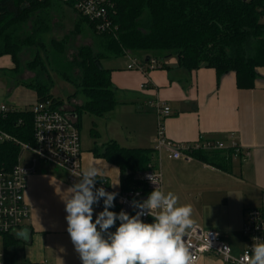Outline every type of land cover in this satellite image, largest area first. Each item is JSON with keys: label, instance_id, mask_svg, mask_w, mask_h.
<instances>
[{"label": "trees", "instance_id": "obj_1", "mask_svg": "<svg viewBox=\"0 0 264 264\" xmlns=\"http://www.w3.org/2000/svg\"><path fill=\"white\" fill-rule=\"evenodd\" d=\"M75 2L0 0V57L10 55L14 65L8 70L0 69V76L10 74L17 79L26 69L33 77L17 79V85L35 91L37 101L53 99L58 105L64 103L51 94L54 85L51 71L70 81L77 91L74 98L81 96L74 106L78 125L82 113L102 117L118 105L111 69L102 65V59L137 51L145 54L141 57L149 62L150 58H164L159 56L161 52L164 56L173 54L187 71L211 67L219 78L235 72L237 86L244 89L255 86L257 70L264 68V0H112L115 10L111 18L117 27L114 33L97 32L95 23L76 10ZM60 4L76 12L75 34L87 29L94 35V44L80 45L72 62L66 59L69 37H50L55 13L61 12ZM24 51L31 56L25 65ZM0 131L33 144L31 109H15L5 117L0 116ZM21 151L14 141L0 140V166L11 170ZM93 153L118 167L120 191L151 192L137 176L157 167L155 148H128L110 140L103 148L96 146ZM194 156L223 172L230 171L234 158L231 151H199ZM114 205L109 210L119 213L115 200ZM23 229L27 230V239L19 238L17 233L4 234V264H40L22 261L23 247L32 242L30 227Z\"/></svg>", "mask_w": 264, "mask_h": 264}, {"label": "crops", "instance_id": "obj_2", "mask_svg": "<svg viewBox=\"0 0 264 264\" xmlns=\"http://www.w3.org/2000/svg\"><path fill=\"white\" fill-rule=\"evenodd\" d=\"M128 53L125 55L129 60L108 61L105 67L111 69L110 76L119 102L105 116H95L93 123L100 128L94 130L98 135L93 147L83 149V170L93 165L102 169V176L108 179L111 188L120 190L118 167L95 156L93 150L96 146L103 148L110 140L128 148H155L158 117L153 103L160 102L170 107L164 131L166 137L175 143L222 139L233 134L243 148L251 151L250 167L256 172L255 182L259 185L256 189L260 192L259 188H262L264 193V68L257 70L255 86L244 89L237 86L235 72L219 78L211 67L187 71L172 56L160 58L161 66L157 68L149 69L147 65L145 70L130 69L128 66L134 58ZM12 67L10 55L0 57L1 70ZM19 76L17 79L22 80ZM7 77L11 79L8 84L0 77V105L24 110L27 102L22 96L31 89L17 85V79L12 75ZM3 96L8 102L2 101ZM33 99L29 102L31 106L37 102L36 92ZM169 154L163 149L157 151L156 156V160H160L164 192L176 194L179 204L184 194H188L202 205L221 208L220 214L207 223L206 229L217 230L223 240L225 236L241 231L246 210L264 204L252 207L253 202L257 203L255 198L239 195L233 187L226 185L230 178L237 180L233 171H220L198 158L174 159ZM21 155V163L32 167L34 157L24 162ZM72 185L63 170L46 163H38L36 172L28 176L25 201L30 207L27 227L32 230V242L23 258L40 264H82L66 230L67 213L63 199L70 195L68 189ZM186 190L188 192L182 195ZM201 258L198 264H226L215 254Z\"/></svg>", "mask_w": 264, "mask_h": 264}, {"label": "built area", "instance_id": "obj_3", "mask_svg": "<svg viewBox=\"0 0 264 264\" xmlns=\"http://www.w3.org/2000/svg\"><path fill=\"white\" fill-rule=\"evenodd\" d=\"M75 7L84 17L95 23L97 32H115L117 27L111 18V12L115 10L112 0H76ZM262 21L264 22V16ZM131 61L132 63L128 66L130 69L145 70L147 65L149 69L161 66L160 60L155 58H150L149 62L138 58ZM153 105L158 117L154 143L156 151L161 152L166 149L170 152V157L187 160L195 159L194 154L199 151H231L235 158L243 160L251 158V151L243 148L233 134L222 139H200L196 143H175L169 140L164 131V121L170 113V107L160 102H154ZM30 109L34 121L35 140L33 144L23 143L14 136L0 131V140H12L19 144L21 153L28 150L35 156L32 159V167L22 164L20 157L11 170L0 166V246L3 250L0 253V264H4L5 259L4 234L18 233L28 225L30 207L25 201V190L28 176L36 172L38 163H46L63 170L71 184L79 182V177L74 174L83 171V148H81V134L76 114L64 104L58 105L53 99L38 100ZM14 110L15 108L11 106L1 104L0 116L5 117ZM154 173L160 180L163 190V174L158 167L138 173L137 179L146 182L149 190L153 191L158 185L151 183L147 177ZM99 187H103L108 192L118 193L115 201L119 205L120 211L123 209L133 215L139 211L138 208L133 207V201L142 202L148 197V194L142 189L122 192L111 188L105 176H102V180L97 179L96 188ZM103 199H100L99 205H93V220H95V214L103 210ZM245 214V223L242 228L246 246L238 257L232 256L230 243L223 240L217 230L205 229L201 226L189 229L188 236H185L184 239L193 257L192 264H198L204 255L213 254L221 257L226 264H249L252 238L257 237L264 240V204L246 210ZM142 220L147 223L153 222V218L149 215L142 216ZM110 231L113 232V228ZM42 264L50 263L43 262Z\"/></svg>", "mask_w": 264, "mask_h": 264}, {"label": "clouds", "instance_id": "obj_4", "mask_svg": "<svg viewBox=\"0 0 264 264\" xmlns=\"http://www.w3.org/2000/svg\"><path fill=\"white\" fill-rule=\"evenodd\" d=\"M103 170L89 166L79 174L63 199L67 232L82 264H192L193 257L185 236L193 227L191 205L179 204L176 194L165 193L155 173L147 177L158 185L142 202L133 201L139 211L129 215L123 209L110 211L118 193L96 188L97 179L102 180ZM103 199V210L95 214L93 205ZM149 215L153 222L147 223L142 216ZM119 221V226L116 222ZM115 228L112 232L110 229ZM27 239V230L17 233ZM249 264H264V240L253 237Z\"/></svg>", "mask_w": 264, "mask_h": 264}, {"label": "rangeland", "instance_id": "obj_5", "mask_svg": "<svg viewBox=\"0 0 264 264\" xmlns=\"http://www.w3.org/2000/svg\"><path fill=\"white\" fill-rule=\"evenodd\" d=\"M61 12L60 13H55L54 17V23H53V29L50 33V37H56L57 39H63L64 36L69 37V41L67 42V47H66V59L69 61H74L75 58H77V53L80 45L86 44V45H93L94 44V35L89 32V30H83L78 34L74 33V28H75V23H76V18L77 14L74 12V10L70 6H66L65 4L59 5ZM48 37V39L50 38ZM129 55L132 56V58H140L141 56H144L145 54L139 53V52H130L128 53ZM161 54V55H160ZM164 53H159L160 57H164ZM172 57H176L175 55H171ZM170 56V57H171ZM31 59V56L29 53L24 51V54L22 55V64L25 65L24 63ZM128 57L122 56L118 58H111V59H102V65L104 67L108 66V61H116V62H122V60H127ZM129 60V59H128ZM52 78H54V85L51 89V94H53L55 97L61 99L64 103V105H67V108L71 111H74V106L75 104L79 103V99L81 96H78L77 98H74V94L77 92L76 87L73 83H71L68 80H64L61 77H59L54 71H51ZM78 74V72L76 73ZM0 77H3L4 82L6 84L11 81V79H8V77L4 74H2ZM20 79H28L33 77V73L29 72L28 70H23V73L20 74ZM23 98H25L27 104L24 105L25 108H30L31 104L29 102H32L33 96L35 95V92L32 90H28L24 92ZM8 98L3 96L2 101L3 102H8ZM96 119L95 116L84 112L82 113L80 117V125H79V131L81 134V148L84 150H87L91 146L93 147V144L95 140H97V135L94 130L99 129V127H95L93 121ZM97 129V130H98ZM102 130V127H101ZM22 159L24 162L29 161V159H32L34 154H32L30 151L25 150L22 155ZM159 160V159H158ZM159 163V165H158ZM40 164V163H39ZM157 167L160 166V160L159 162L157 161ZM40 166V165H39ZM56 168V167H55ZM58 169V168H57ZM160 169V168H159ZM231 171L234 173V177H237V180H232L228 181L226 183L227 186L233 187L235 191L241 195V194H247L251 198H255V201L257 203H254L252 207H255L256 204L264 203V193L261 191L262 188L260 189V192L257 191L256 182H255V176L257 175L255 171L251 170L250 167V162L249 160H243V159H238L235 158L232 161L231 165ZM163 191L166 192L165 188V183L164 186L162 185ZM188 192V190L182 192L181 194L183 195L184 193ZM181 205H191L192 207V220H193V225L197 224L198 226H201L202 228L206 229V225L209 221L217 217V215L220 214L221 208L212 206L209 207L207 205H202L199 202H196L194 198L192 199L191 197L188 196V194H184L183 198L180 200ZM28 228V227H26ZM242 228V227H241ZM224 238L228 243H230L231 246V254L234 257H238L242 254L243 249L246 246V242L244 241V236H243V228L241 229L240 232H236L232 235H227ZM29 248V244H26L23 247L22 255L25 256L27 254V250ZM3 252L2 246H0V253ZM23 263H29L31 262L30 259H26L25 257L23 258Z\"/></svg>", "mask_w": 264, "mask_h": 264}]
</instances>
